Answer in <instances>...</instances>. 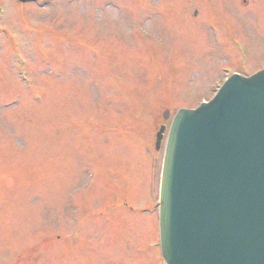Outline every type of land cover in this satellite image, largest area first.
<instances>
[{
  "label": "rangeland",
  "instance_id": "obj_1",
  "mask_svg": "<svg viewBox=\"0 0 264 264\" xmlns=\"http://www.w3.org/2000/svg\"><path fill=\"white\" fill-rule=\"evenodd\" d=\"M0 8V264H165L156 133L264 67V0Z\"/></svg>",
  "mask_w": 264,
  "mask_h": 264
},
{
  "label": "water",
  "instance_id": "obj_2",
  "mask_svg": "<svg viewBox=\"0 0 264 264\" xmlns=\"http://www.w3.org/2000/svg\"><path fill=\"white\" fill-rule=\"evenodd\" d=\"M160 221L168 264H264V70L177 113Z\"/></svg>",
  "mask_w": 264,
  "mask_h": 264
}]
</instances>
